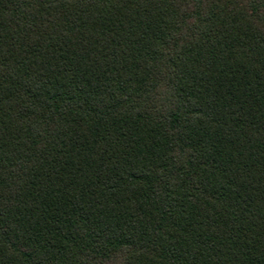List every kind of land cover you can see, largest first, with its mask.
<instances>
[{
  "label": "trees",
  "instance_id": "trees-1",
  "mask_svg": "<svg viewBox=\"0 0 264 264\" xmlns=\"http://www.w3.org/2000/svg\"><path fill=\"white\" fill-rule=\"evenodd\" d=\"M0 264H264V0H0Z\"/></svg>",
  "mask_w": 264,
  "mask_h": 264
}]
</instances>
